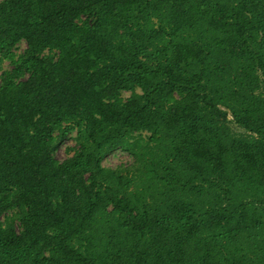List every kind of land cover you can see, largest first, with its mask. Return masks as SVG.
Listing matches in <instances>:
<instances>
[{"label": "trees", "instance_id": "1", "mask_svg": "<svg viewBox=\"0 0 264 264\" xmlns=\"http://www.w3.org/2000/svg\"><path fill=\"white\" fill-rule=\"evenodd\" d=\"M2 59L0 264H264V0H0Z\"/></svg>", "mask_w": 264, "mask_h": 264}, {"label": "rangeland", "instance_id": "2", "mask_svg": "<svg viewBox=\"0 0 264 264\" xmlns=\"http://www.w3.org/2000/svg\"><path fill=\"white\" fill-rule=\"evenodd\" d=\"M25 47H26V43L24 40H22L14 47L13 51L16 55H18L19 53L23 52ZM11 66L12 65L8 59H2L0 61V73L3 70L10 69ZM135 91L140 92V89L136 87ZM131 92H132L131 90L122 91L121 97L126 98L131 94ZM228 118L231 119L232 117L228 115ZM230 126L237 133H242L243 131L240 127H238L232 121L230 122ZM75 136H76V131L71 132L69 136L67 137V139L56 149L55 157L58 160H62L63 158L73 153V150L75 148V139H74ZM148 136H149V133L147 131H140V132L134 133L132 141L137 140L138 143H140L139 147L135 148L136 150L139 148L142 150L147 149L146 141L148 139ZM134 163H135V159H134V155L132 154V152L126 151L120 147L108 153L102 161L103 166L112 167V168H115L119 165L131 168V166L134 165ZM133 177H137L135 173L133 174Z\"/></svg>", "mask_w": 264, "mask_h": 264}]
</instances>
